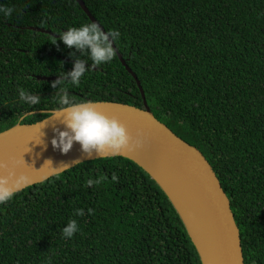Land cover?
Returning a JSON list of instances; mask_svg holds the SVG:
<instances>
[{
  "label": "trees",
  "instance_id": "obj_1",
  "mask_svg": "<svg viewBox=\"0 0 264 264\" xmlns=\"http://www.w3.org/2000/svg\"><path fill=\"white\" fill-rule=\"evenodd\" d=\"M83 1L105 31L121 33L115 46L154 116L209 161L229 198L244 263H261L264 0ZM0 6L14 9L11 17L0 14L2 131L58 109L50 84L71 70L69 53H80L52 41L91 21L76 0H0ZM20 89L39 95L40 103L20 101ZM68 90L77 102L143 107L117 54ZM89 179L100 182L89 187ZM71 219L79 231L69 239L61 229ZM0 264L202 263L160 186L132 160L113 156L78 163L0 205Z\"/></svg>",
  "mask_w": 264,
  "mask_h": 264
},
{
  "label": "water",
  "instance_id": "obj_2",
  "mask_svg": "<svg viewBox=\"0 0 264 264\" xmlns=\"http://www.w3.org/2000/svg\"><path fill=\"white\" fill-rule=\"evenodd\" d=\"M76 2L91 22L101 26L83 0ZM101 28L103 29L102 26ZM113 47L121 64L136 81L143 107L114 101L87 102L93 103L104 114L116 117L133 138L140 133L142 145L133 147L132 150L125 147L117 153L106 149L105 155L97 156L93 152L88 156L81 152L78 143H74L67 154H62L58 149H53L50 139L54 135L52 128H63V125L56 117L47 120L45 126L37 123L53 115L58 111L56 109L33 123H17L0 131V162L7 164L16 175H23L28 179V183L20 189L22 190L83 161L113 156L128 158L146 171L169 198L182 219L202 264H245L239 229L229 198L211 164L196 146L175 134L154 116L137 75L115 44ZM37 78L53 79L51 76ZM5 171L0 169V174Z\"/></svg>",
  "mask_w": 264,
  "mask_h": 264
},
{
  "label": "clouds",
  "instance_id": "obj_3",
  "mask_svg": "<svg viewBox=\"0 0 264 264\" xmlns=\"http://www.w3.org/2000/svg\"><path fill=\"white\" fill-rule=\"evenodd\" d=\"M14 9L0 6V14L4 17H11ZM121 33L115 29L104 31L95 22L81 24L79 27H69L67 30L58 33L52 41L57 43V38L69 49H74L80 53L76 57L75 52L69 55L75 57L71 70L57 73V78L53 80L50 87L55 90L58 111L37 123H43L52 117L63 125V128L53 127L54 135L50 139L53 149H58L60 153L67 154L74 143L80 145L82 153L91 156L93 152L97 156L105 155L106 149H111L117 153L120 149L142 145L140 133L133 138L127 131L125 125L116 117L108 116L97 110L96 106L87 101L77 102L72 99L68 86H78L86 72L111 62L116 51L113 45L120 39ZM83 57V58H81ZM19 100L27 105H37L40 103V96L29 93L23 89L18 92ZM57 113L60 115L57 116ZM43 126V127H44ZM77 162V161H75ZM0 169H5L4 174H0V205L6 204L16 193L28 183V179L23 175H16L9 169L8 165L0 162ZM112 181H117L118 177L114 173ZM99 180L89 179L87 185L91 187ZM91 213V209L88 210ZM76 216H83V209L74 210ZM79 231L78 223L75 219L69 220L61 229L62 235L71 239Z\"/></svg>",
  "mask_w": 264,
  "mask_h": 264
},
{
  "label": "flooded vegetation",
  "instance_id": "obj_4",
  "mask_svg": "<svg viewBox=\"0 0 264 264\" xmlns=\"http://www.w3.org/2000/svg\"><path fill=\"white\" fill-rule=\"evenodd\" d=\"M262 243H264V234L262 235ZM250 264H255V262L252 260L251 262H250ZM258 264V263H257ZM259 264H264V250L262 251V256H261V263H259Z\"/></svg>",
  "mask_w": 264,
  "mask_h": 264
}]
</instances>
